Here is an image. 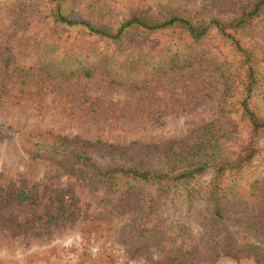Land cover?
Segmentation results:
<instances>
[{"label":"trees","instance_id":"obj_1","mask_svg":"<svg viewBox=\"0 0 264 264\" xmlns=\"http://www.w3.org/2000/svg\"><path fill=\"white\" fill-rule=\"evenodd\" d=\"M126 2L124 11L104 0L97 5L91 0H19L14 28L26 31L35 15L48 29L39 38L0 45V102L41 108L52 94L63 111L78 102V112L95 120L136 117L141 122L170 107L185 111L189 106L177 101L156 109L152 94L163 76L183 81L212 69L223 86L216 118L181 138L126 145L52 130L25 133L2 123L0 138L18 137L28 156L48 159L94 200L95 213L102 215L88 216L81 229L82 264L116 262L109 248L99 246L92 253L87 245L117 233L109 229L113 214L125 215L130 227L118 229L128 260L190 264L220 254L264 264V169L256 171L255 164L264 111L251 102L264 85V46L253 41L256 25L262 22L264 29V0H235L229 7L221 0ZM95 77L136 101L87 94L78 82ZM49 198L54 214L37 213L36 183L0 184V229L26 233L76 216L72 187H54ZM25 201L31 213L24 220L2 212Z\"/></svg>","mask_w":264,"mask_h":264},{"label":"rangeland","instance_id":"obj_2","mask_svg":"<svg viewBox=\"0 0 264 264\" xmlns=\"http://www.w3.org/2000/svg\"><path fill=\"white\" fill-rule=\"evenodd\" d=\"M91 1H94L95 5L99 4V0ZM104 1L111 8L119 7L118 10L125 11L128 6L126 0H122L121 4ZM233 1L235 0H221L220 3L227 2L224 6L229 7ZM18 3L19 0H0V45L2 46L9 43L17 45L26 37L39 38L48 29L47 24L38 21L35 15L29 17L26 31L15 29L13 12ZM261 23H258L256 30L253 31V41L256 40L259 47L263 48L264 29ZM78 84L87 94L104 101L130 102L137 99L129 93L106 87L96 77L82 79ZM202 88H205V91H202ZM222 89L219 73L212 69L183 81H176L173 75L167 74L160 79L152 94L156 109L181 101L184 104L189 103L185 111L170 107L163 110L161 115L141 122L136 117H120L114 121L95 120L90 115H82L78 112L76 108L78 102L74 103L73 108L63 111L59 102L52 101L54 96L48 94L41 108H36L32 103L12 106L0 102V123L37 135L52 130L60 135H76L89 140L100 138L122 145L136 140L158 142L168 138H181L199 125L216 118L217 101ZM251 102L255 108L264 111V85L256 89ZM260 145L261 153L255 161L256 171L264 169V137L261 138ZM22 180L26 181L28 186L36 183L40 190L37 213L54 214L55 206L49 201L51 189L54 187H72L79 210L74 217L55 219L52 223L39 225L26 233L14 234L0 229V260H15L18 264H82L79 255L82 246L81 229L85 226L88 216L102 215L95 213L94 200L74 178L61 174V170L48 159L28 156L23 151L18 137L0 138V184L6 186L10 181L23 182ZM2 212L10 213L21 221L30 216L31 207L26 201L11 203L4 207ZM112 217L113 222L109 229H117V233L111 231L107 239L87 244L90 252L94 253L97 247L105 246L114 252L116 257L114 264H144L143 257L134 260L125 258L124 245L120 241L118 229H130V227L125 215L113 214ZM262 219L264 225V216ZM32 255H35L33 261L30 260ZM190 264L258 263L254 259L236 260L215 254L207 261H194Z\"/></svg>","mask_w":264,"mask_h":264}]
</instances>
